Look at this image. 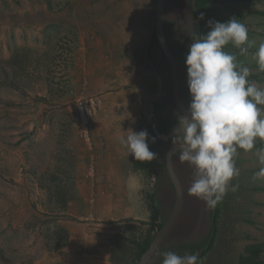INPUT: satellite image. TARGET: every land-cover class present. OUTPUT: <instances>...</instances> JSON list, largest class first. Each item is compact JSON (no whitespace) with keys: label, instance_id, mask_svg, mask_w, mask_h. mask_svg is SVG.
Listing matches in <instances>:
<instances>
[{"label":"rangeland","instance_id":"1","mask_svg":"<svg viewBox=\"0 0 264 264\" xmlns=\"http://www.w3.org/2000/svg\"><path fill=\"white\" fill-rule=\"evenodd\" d=\"M212 1L213 15L219 17V20L223 17L229 20L227 11H243V13L244 10L264 11V0ZM49 2L50 9L47 8L45 0H0V255L5 258L4 261L0 257V264H58V261L69 264H101L93 257L59 256L49 244L46 245L44 235L47 226L39 224L32 226L35 218L38 220L55 218L54 215H48V196L42 187V177L40 175L33 177L32 171L34 174L35 170L40 173L44 166L53 164L67 167L59 160L64 162L63 157L69 159L63 148L65 145L60 143L63 141L62 138L53 133L49 145H47L48 141L43 142L48 127L43 130L40 125L48 123L55 130L57 123L72 122L71 115L65 111L68 101L63 99L74 93V84L69 75L75 68L72 53L76 45L73 35L59 29V26L62 27V24L66 23L65 15H75L79 9L96 10L95 6L98 3L105 6V0L98 3H91V0H49ZM67 2L69 5L64 7ZM163 3L164 35L178 67L182 103L188 109L191 96L187 84L185 60L195 32L192 0H163ZM107 7L109 9L107 13L113 16V12H116L113 10L117 8ZM110 16L105 17L110 18ZM105 17L98 15L87 19L90 24H100L101 20H106ZM240 21L250 28L249 31L252 33L248 35L250 40L255 41L254 47L249 49L247 56H240L239 50L231 44L224 50L235 54L238 62L251 69L249 80L259 87H264V72L258 70L257 63L253 59L259 44L264 42V17L252 16ZM47 25L54 26L46 29L49 40L43 34V29ZM169 30L173 35H170ZM150 47L156 63L154 69L157 70L162 81L161 89L164 90L166 87L165 102L160 107L161 119L173 120L174 127H177L179 114L174 108L171 87H169L168 64L164 62L157 42L151 41ZM16 49L29 59L28 73L21 77L25 93L4 85L6 77L12 78L13 65L10 64V59L13 58V51ZM49 51L51 59L47 60L45 53ZM47 68L50 70L47 71ZM251 76H256L257 79H251ZM38 98H46L49 104L38 101L40 100ZM143 111L141 121L144 120L147 125L150 112H145L144 108ZM31 123H35L39 130H35L36 133L32 138L31 136L27 138L30 128H26ZM56 138L60 140L57 141ZM160 138H162L161 153L169 146H173V130H169ZM259 143L264 144V141L258 138L251 151L239 150L236 166L240 169V176L231 182L232 185H238V189L235 192L229 191L221 201L215 253L207 255L201 264H235L244 245L251 243L252 240L264 243V180L253 178L254 173L260 168L256 156V151L259 149L256 146ZM31 145L34 153L33 150L28 153V146ZM156 155L158 156L157 153ZM178 156V152L173 155L172 166L181 187V209L173 229L163 240L162 245L160 244L158 256L154 253L151 257V260H155L153 264H163L164 257L161 253L167 251L179 255L188 253L199 256L208 242L211 225L209 214L212 217V212L202 200L189 194L188 189L194 179V168L186 162H181ZM154 189L166 219L173 210L174 191L165 170L162 180L160 182L158 180ZM154 189L150 181L147 178L145 180L143 176H137L136 184L129 187L128 204L139 219H145L148 213L145 212V204L141 202V191L150 194ZM58 221L59 223L63 221L62 217H59ZM127 229H139V224L135 222Z\"/></svg>","mask_w":264,"mask_h":264},{"label":"crops","instance_id":"2","mask_svg":"<svg viewBox=\"0 0 264 264\" xmlns=\"http://www.w3.org/2000/svg\"><path fill=\"white\" fill-rule=\"evenodd\" d=\"M98 1L103 0H91V3ZM104 4L105 6L98 3L96 10L79 9L75 15H65L66 23H63L62 27L59 26V29L73 35L76 45L72 53L75 68L69 75L74 84V93L63 99L68 101L65 111L71 115L72 122L57 123L55 130L48 123L40 124L43 130L48 127V130H45L46 138L43 140L48 141L47 145L50 144L53 133L63 139L60 143L65 145L63 148L68 152L73 168L68 170L67 167L59 166L64 172L60 174L53 164L44 166L40 173L35 170V174L34 171L31 174L33 177L51 176L54 172L59 177H71L74 198L68 203L63 221H60L70 235V245L64 249V255L93 257L101 264H106L109 258L111 246L107 239L113 229L115 231V228L121 226L129 228L135 222L139 224L140 229L148 228V196H157L154 186L158 180H162L165 169L160 167L166 154L161 153L162 146L159 143L150 142L149 149H154V153L158 154L156 173L134 172L133 156L119 143V138L126 137L129 129L149 132L144 120L141 121V114L144 113L143 108L148 112L151 102L161 95L158 94L160 75L150 67L146 58L152 41V17L148 2L105 0ZM107 6L117 8L113 10L116 11L113 16L107 13ZM252 11L255 10L248 12ZM98 15L110 18L105 17L106 20H101L100 24H90L87 18ZM248 18L249 16L245 19ZM103 21L105 23H102ZM80 97H99L102 101L99 113L91 122V151L85 149L76 135L74 103ZM28 127L30 131L26 136L32 138L39 127L37 128L35 123H31L26 129ZM28 148L29 153L33 150V145ZM90 166L93 167L91 176L87 175ZM67 171H70L69 174ZM137 176H143L145 180L147 178L154 189L150 194L141 191V202L145 204V212H148L145 219L134 215L127 200L128 189L136 184ZM162 213L165 218L164 211Z\"/></svg>","mask_w":264,"mask_h":264},{"label":"clouds","instance_id":"3","mask_svg":"<svg viewBox=\"0 0 264 264\" xmlns=\"http://www.w3.org/2000/svg\"><path fill=\"white\" fill-rule=\"evenodd\" d=\"M207 25L211 30L190 44L186 56L191 102L173 129L172 145L177 150L171 155L178 152V159L194 168L188 192L211 210L229 191L238 189L231 182L240 176L239 150L251 151L258 138L264 141V87L249 80L251 69L224 50L231 44L240 56H247L255 45L248 27L235 17L224 23L208 20ZM253 59L264 72V42ZM127 132L119 143L129 154L142 162L157 158L149 149L146 130ZM151 139L154 143L155 137ZM256 156L260 168L253 178L264 180V148ZM161 255L163 264H199L198 254L167 251Z\"/></svg>","mask_w":264,"mask_h":264},{"label":"trees","instance_id":"4","mask_svg":"<svg viewBox=\"0 0 264 264\" xmlns=\"http://www.w3.org/2000/svg\"><path fill=\"white\" fill-rule=\"evenodd\" d=\"M227 1L232 2L237 0H227ZM147 2L152 17L151 40L157 42L154 33L155 3L154 0H147ZM45 3L47 5V8L50 9L49 0H45ZM213 3L214 2L212 0H192V8L194 10V18H195V28H194L195 32L194 35L192 36V42H195V40L198 37H202L206 35L211 30V28L207 25L208 20L214 21V19H218V22L224 23L229 21L233 17L238 18L239 20L242 19L244 20L245 18H247V16L264 17L263 10L262 11L256 10L252 12H248L249 10H244V13L243 11L242 12L227 11L226 14L230 17L229 20L228 18L225 19V17L219 20V17L216 18L213 15L214 12V9L212 7ZM68 5L69 2H67L64 5V7ZM202 15L203 18H201ZM47 27L50 28L54 26L47 25L43 29L44 37L48 38L49 40V34H46ZM169 33L170 35H173L172 31L170 32V30ZM23 54L17 49L13 51V58L10 59V64L13 65L12 66L13 74L11 76L12 78L6 77L4 79V85L10 86L16 91H21L22 93H25V89L23 88L24 85H22L21 77H23V75H26L28 73L29 59L26 58V56H24ZM49 54L50 51L48 53L47 52L45 53V56H47L46 57L47 60L51 59ZM162 56L164 58V62L168 64L165 56L164 55ZM146 58L150 63V67L155 68L154 64L156 63L151 55V47L147 49ZM48 70H50V68H47V71ZM168 70L170 73L169 65H168ZM157 74L159 73L157 72ZM251 79H257V77L251 76ZM169 87H171V85ZM165 91H166V87L164 88V90H162V93L160 96H158L157 100L151 102L150 110L148 111V113L150 112L149 113L150 120L149 123L147 121L146 122H147V127L149 129L148 132L149 140H150V141L148 140L149 144L150 142H152L151 138L155 137L154 143H159L162 146V139L160 138L161 135L166 134L169 130L171 131L174 128L173 120L170 121L169 119L166 118L161 119L160 116V107L162 104L164 105L165 102ZM38 99H40L38 100L40 102L43 103L45 102L49 104V101L46 100V98H38ZM143 114L141 115L143 116ZM177 114L179 113L177 112ZM256 147L259 149L264 148V144L259 143ZM150 151L154 152V149H150ZM65 153L67 154V157L70 158L68 152L66 151ZM62 159H64V164L67 166L68 170L70 168L71 169L73 168V162L70 159L66 160L64 157ZM59 161L63 162L61 161V159ZM55 166H56L55 168L59 170L58 173L62 174L61 172L63 171L59 169V166L60 167H65V166H62L61 164ZM160 168L165 169L166 172L164 159H163V165ZM132 170L134 172L146 171L149 173L150 171H153L154 173H156L157 171L156 159H154L151 162H142L132 157ZM69 172L67 171V174H69ZM55 174L57 173L53 172V175L51 176L40 175L43 181L42 187L43 189H45L48 196V201H47L49 204L48 215L49 216L54 215L55 218H50L48 220H38L35 218L34 225L32 226H35V224H39L40 226L42 225L47 226L44 235L46 237V245L49 244V247H51L53 251H55L59 256H63L64 249H66V247L70 245V240H69L70 235L67 229L59 223L58 218L62 217L63 219L64 214L67 212L68 203L71 202L74 198V193L72 192L73 189L71 186L72 183H70L71 177L67 175L66 176L63 175L59 177ZM148 199H149L148 208L150 211V220H149L148 228L146 229L139 228L135 230L127 229L123 226L116 228L114 233L111 234L107 239L108 244L111 246V251L106 264H138V262L141 260V258L149 249L152 240L154 239L155 232L159 231L164 226L165 222L168 220L167 218H169L171 213L168 215L166 219L163 218V213H162L163 211L162 208L160 207L159 202L157 201V197H155V195L152 194L148 196ZM221 207L222 206L220 202L219 204H217L215 209H211L212 217H211L208 242L207 245L204 247V249L201 251L200 255L198 256L199 264L202 263V261L207 257V255L208 256L210 254L214 255L215 253L214 247L216 243V237L218 235V224L221 216ZM0 257L5 261V258H3V256L0 255ZM58 264H69V263L64 261H58ZM235 264H264V243L258 242L256 240H252L251 243L244 245L242 252L238 255L235 261Z\"/></svg>","mask_w":264,"mask_h":264},{"label":"water","instance_id":"5","mask_svg":"<svg viewBox=\"0 0 264 264\" xmlns=\"http://www.w3.org/2000/svg\"><path fill=\"white\" fill-rule=\"evenodd\" d=\"M154 3H155L154 33L156 36L157 44L159 45V48L162 54L165 56L167 63L170 67V81H171V92H172L173 104L177 112L181 115V114H184L187 111V109L183 105L181 98H180L178 67L174 59V56L168 47V44L166 42L165 35L163 32L164 3H163V0H154ZM154 71H157V70H154ZM161 85L162 83L161 81H159L158 94H161V91H162ZM176 150H177L176 148H173V146H171L167 150L165 157H164L166 172H167V175L175 191L174 207H173V210L168 220L165 222L164 226L159 231L155 232L154 239L152 240V243L149 249L144 254V256L141 258V260L138 262V264H153L154 263L155 260L153 259L151 260V257L153 256L154 253L156 256H158L159 245L161 241L170 231V229L174 225L179 215V212L181 209V203H182V193H181V187H180L178 178L172 166V158L174 154L171 155V153L175 152Z\"/></svg>","mask_w":264,"mask_h":264},{"label":"built area","instance_id":"6","mask_svg":"<svg viewBox=\"0 0 264 264\" xmlns=\"http://www.w3.org/2000/svg\"><path fill=\"white\" fill-rule=\"evenodd\" d=\"M101 103L99 97H80L74 104L76 135L87 151L92 150L91 122L99 113ZM92 174L93 167L90 166L87 175L91 176Z\"/></svg>","mask_w":264,"mask_h":264},{"label":"flooded vegetation","instance_id":"7","mask_svg":"<svg viewBox=\"0 0 264 264\" xmlns=\"http://www.w3.org/2000/svg\"><path fill=\"white\" fill-rule=\"evenodd\" d=\"M170 85H171V81H170ZM180 98H181V96H180ZM181 101H182V99H181ZM174 108H175V106H174ZM175 109H176V108H175ZM179 115H180V114H179ZM170 147H171V146H169L168 149H169ZM168 149H167V150H168ZM167 150H166L165 152H167ZM168 178H169V177H168ZM169 180H170V179H169ZM170 182H171V181H170ZM209 217L211 218V214H210ZM167 219H168V218H167ZM172 229H173V226H172V228H171L170 230H172ZM169 232H170V231H169ZM169 232L167 233V235L169 234ZM167 235L164 237L163 240H165V239L167 238ZM163 240H162L161 243H160L161 245H162V242H164ZM161 245H160V246H161Z\"/></svg>","mask_w":264,"mask_h":264}]
</instances>
